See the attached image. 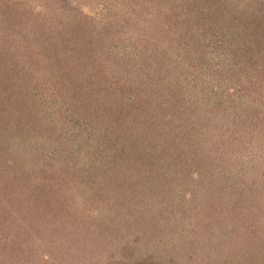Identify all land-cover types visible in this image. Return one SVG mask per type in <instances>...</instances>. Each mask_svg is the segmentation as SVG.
Masks as SVG:
<instances>
[{
    "label": "trees",
    "instance_id": "obj_1",
    "mask_svg": "<svg viewBox=\"0 0 264 264\" xmlns=\"http://www.w3.org/2000/svg\"><path fill=\"white\" fill-rule=\"evenodd\" d=\"M95 1L101 2V26L116 31L101 39V56L95 48L99 37L85 27L90 17H75L67 28L65 21L55 17L56 11L52 16L50 10L45 15L38 11L34 14L32 9L22 10L25 0L19 4L0 0V264H83L85 260L96 264L100 253H107L109 264H264L262 184L257 188L255 179L250 178L256 168L264 182V162L259 168L252 163V159L257 160L256 154L264 159V150L248 151L256 138L264 139V0ZM34 15L42 23L35 21ZM48 16L51 20L44 23ZM54 53L69 58L77 68L74 80L87 84L82 89L85 94H80L83 100L75 105L68 99L58 102L61 107L70 102L61 112L52 90L42 87L40 91L46 95L34 94L37 102L29 95L26 79L34 76H29L31 70L25 66L20 69L23 60L33 58H38L42 66L51 65ZM99 77L101 84L97 85ZM100 92L108 99H121L122 111L103 105L101 99L96 101L95 95ZM156 94L158 98L175 94L188 101L194 115L182 124L186 142L196 148V144L211 140L224 152L234 155L241 150L246 157L241 164L245 177L243 172L236 174L237 167L233 171L231 167L228 188H216L214 194L209 191L196 211L180 209L175 203L181 164L175 165L178 168L171 165L173 152L168 146L172 147V142L155 120L146 125V113L149 116L155 107L152 98ZM24 96L29 97L33 108L23 103ZM228 103L233 104L232 111ZM126 107L141 110L134 115L141 117L145 136L131 116L123 119ZM215 107L221 108L218 114L210 112ZM239 107L245 110L240 115ZM82 112L89 114L88 124L76 122L82 121ZM162 119V126L172 123L169 116ZM69 125L89 147L85 149L88 163L83 169L101 166L97 191L95 180L90 178L88 184L84 176L79 182L84 190L89 189L92 198L94 192L101 195L97 200L101 202V214L89 211L81 217L72 211L79 212L80 203L74 207L73 203L56 202L54 196L39 193L43 183L56 185L51 166L54 172L66 167L70 171L82 159L84 147L81 141L75 145L76 136L66 134ZM33 133L48 135V139H39L41 159L21 163ZM227 134L232 136L228 143ZM113 135L115 141L109 143ZM102 136L113 150L104 148ZM132 136L135 141L130 142ZM121 138L126 140L122 146L118 144ZM137 145L166 148L171 162H152L149 169H136L141 177L134 180L133 170L120 167L119 159ZM182 160L190 164L187 153ZM17 167L27 170L28 175H22ZM141 179L144 186L139 184ZM137 186L141 188L139 193ZM70 193L65 190L63 197L72 198L74 194ZM83 194L80 199H84ZM143 203L147 210L141 209ZM151 211L155 217L150 218ZM119 213L126 216L116 230L118 236L114 226ZM92 219L98 222L92 233L99 235L86 236L95 240L93 243L81 241L78 233L87 234L86 223ZM193 234L198 238L189 236ZM200 241H206L202 249L195 248ZM214 241L215 248L209 246ZM81 243L82 249L76 252ZM233 245L236 248L230 249Z\"/></svg>",
    "mask_w": 264,
    "mask_h": 264
},
{
    "label": "rangeland",
    "instance_id": "obj_2",
    "mask_svg": "<svg viewBox=\"0 0 264 264\" xmlns=\"http://www.w3.org/2000/svg\"><path fill=\"white\" fill-rule=\"evenodd\" d=\"M16 1L15 3L19 4V2H23L24 0H14ZM28 2V3H27ZM50 3V5H48L47 3ZM47 4V5H46ZM22 6V10L24 9V11H31L34 10L35 13L38 11L39 14L41 15H45L47 12H49V10L51 12H49V16H52V14H54V12L56 11L55 17L58 16V19L62 21H65L64 26L70 27V24L73 22V20H76L75 17L77 18V20H80L81 17H87L89 18V20L86 22L85 27L86 30L88 32H94L93 34H95V36L99 37V42L97 44H95V48H98L96 50V52H100V56H101V51H104V47L101 44V39H105L109 36H111L112 33L116 32L115 29L113 27H108L106 26V28L104 27V25L101 26V22L103 24L102 21V17H104V15L101 16V2L98 1L96 2L95 0H25V3L21 5ZM133 6H130V8H133ZM53 10V11H52ZM32 12V11H31ZM75 13V14H74ZM48 16V19L44 21V23L48 22L49 20H51V17ZM32 17V16H30ZM66 17L69 18V20L66 19ZM33 19L37 22L42 23V21H40V17L34 15ZM57 20V19H56ZM53 23V21H51ZM51 23V24H52ZM104 46H109L108 44L104 45ZM29 51V50H28ZM58 53V51H57ZM54 53V57L52 59V63L51 65L47 64L45 66H42L41 63H39V59L38 58H33L31 59H27V60H23V65L21 64L20 69H24L23 67L25 66L27 69L31 70L29 71V76H34V78H28L27 76V82L29 81V84H27V87L25 89H27V91L29 92V95L32 97L34 94H37V96H45L46 94L41 93L40 89L45 88L47 90H52L51 92L54 94L55 96V100H57L56 104H58V102H61L62 99H68L71 100L72 104L75 105L78 101L83 100L84 96H81L80 94L84 95L85 93H83V90L85 88V86L87 85L86 83H84V81L82 82L83 84H78V77L76 78V80H74V76L76 77L75 72L77 71V68L69 62V58H67L66 56H62L60 54ZM66 55V54H65ZM72 60V59H70ZM72 62V61H71ZM101 63V61H100ZM110 66H115L114 62H109ZM117 66V65H116ZM41 67V68H40ZM23 72V71H21ZM99 73H101V71H99ZM23 75V73H22ZM227 75V74H226ZM34 79V80H33ZM24 80V79H23ZM24 80V81H26ZM223 80H227V78H224ZM102 81L104 82V80L102 79ZM22 82V80H21ZM27 82H24L27 83ZM53 84V86L51 87L50 85ZM98 84H101V77L98 78ZM35 89H38L37 91ZM83 89V90H82ZM150 89V88H149ZM226 89V88H224ZM107 90V89H106ZM116 90V89H115ZM117 91V90H116ZM151 92V90H148ZM95 92V91H94ZM149 92V93H150ZM118 93V92H117ZM116 93V94H117ZM118 97H120L121 95L118 93L117 94ZM81 96V97H80ZM97 99L96 101L99 102V100L101 99V102L103 105H108L110 106H114L115 109L118 108V111H122V108H124V104L122 103L121 99H116V98H112V99H108L107 97L101 95V92L98 93L97 95H95ZM101 96V98H99ZM175 96V97H174ZM196 96V94H195ZM111 97H115L114 95ZM159 95L156 94V97L152 98L154 100V103H152L153 107L150 111L151 113H149L150 115L148 116V114L146 113V117L148 118V123L146 125H151L152 123L158 124L157 127H160V130L163 131L166 135H168L169 138V142H172V147H170V145L168 146L170 148V151L173 152V157H172V166H175L177 164H181L182 168H178V170L181 172L182 174H179L178 177V182L179 187L176 188V195L175 197H177L178 199H176L175 203L177 204V206H179L180 209H185V210H189V211H196L197 208H199L198 205H200L201 203L203 204V200L204 197L207 196V193H209V191L211 193H215L216 188H223V190L226 188H228V173L230 172V168L232 167V171H233V167H237V172L236 174L238 175L239 173H242L243 171V166H241L242 162L246 159L243 158V154L244 152H242L241 150L238 151L237 153H235L233 155V153L231 151H227L224 152L223 148H219V147H215L214 144L212 143L211 140H209L207 143H202L201 145L196 144V148H195V144H190L191 142H186V136L184 135V129H183V123L187 121V119H192L193 118V112L190 111V107L188 104L187 100H182L180 98H177V96L175 94L172 95V98H168V96L164 97V98H158ZM41 98V97H40ZM44 98V97H43ZM85 98L87 99L88 97L85 96ZM258 98V97H256ZM24 101L23 103H27V108L29 107V109L33 108V105L31 104L32 101H30L29 97L24 96L23 97ZM33 99L36 100L37 102V98ZM114 100V101H113ZM113 101V102H112ZM218 102V100H217ZM70 103V102H69ZM65 104L63 107H61L59 104V106L61 108L60 112L68 107V104ZM49 106H50V102H48ZM230 105L229 110L232 111V107L233 104L232 103H228ZM232 104V106H231ZM65 107V108H64ZM193 107V106H192ZM232 107V108H231ZM59 109H56L55 111L59 112ZM137 107H126L125 111H124V117L123 119H125L126 117L128 118L129 116L130 119L132 120V122L137 126V129L139 131H141V135L145 136V128H143L142 124L140 123V116L139 120L137 119L136 115L141 114V110L138 109ZM220 109H218L217 107H215V109L210 110V112H218ZM237 111H239V115L241 114V112H244V108L239 107V109H237ZM92 112V111H91ZM190 112V113H189ZM86 112H82V117H79L80 120L82 121H76L79 124H88V120L87 119V115L89 114H85ZM134 113H136V115H134ZM56 114V113H55ZM164 116H169L171 117L172 123L171 124H166L162 126V117ZM218 114V113H217ZM261 115V114H259ZM96 116V115H95ZM233 116V115H232ZM246 116V115H245ZM57 117H59V114L57 113ZM85 117V118H83ZM92 117V116H91ZM98 118V117H97ZM113 119H115V117H112ZM217 119L216 117H213V121ZM232 119V118H231ZM248 119V116H247ZM116 120V119H115ZM126 120V119H125ZM153 120H155V122H152ZM256 120H260L259 118H257ZM114 121V120H113ZM84 122V123H83ZM132 122H128V124L133 127V123ZM177 122V123H175ZM119 122H117L118 124ZM67 124H70L67 121ZM116 125V124H115ZM136 126H134L136 128ZM65 130H68V132L66 133L67 135H74L73 137H75L77 135V133H75L74 130L71 129L70 125L69 128H66ZM102 130V128H101ZM34 137L31 141L30 144H34L35 146H31L30 144H28V149L25 151V153L21 156L20 160L21 163H25V162H31L34 159L40 160L41 156H40V151H41V145H39V139H48V135L47 134H40L41 137L37 134V133H33ZM220 134V133H219ZM203 135H205V132H203ZM216 137V136H215ZM225 137V136H224ZM232 136L228 135L226 136V142L228 143V140L231 139ZM67 138L68 136L65 137V144L67 142ZM116 136L113 135L110 139L112 143L115 141ZM134 136H132L130 138V142L135 141ZM220 138V137H219ZM149 143H152V141L150 139H146ZM81 138L76 136V144L81 143ZM126 140H123V138H121L118 142L119 145H123V143H125ZM167 141V138L165 140V142ZM215 141V139H214ZM213 141V142H214ZM231 141V140H230ZM168 143V142H167ZM101 144H103L104 148H107V150H113V148L109 145L106 144L105 139L103 138V136L101 137ZM158 145L162 144V142H158ZM81 146H83V150L81 152V156L82 159L80 161H76L75 163L80 162L78 165L75 166V168H72L70 171L67 169H63V170H59L57 172L52 171L53 166H51V173L52 176L51 178L56 180V185H52L49 183H43L42 185H39V193L41 195H48V196H54L55 201L56 202H61L63 204H66L67 202H69V204H74V207L77 206V203L81 204L82 207L80 208L79 212H76L75 210H72L73 213L75 212L76 214H79L81 217L87 216V213L89 215V211H91L92 213H97V214H101V202H98L97 200L100 201L101 195L95 193V196L92 195L89 191V189L87 188L86 190H84L83 187H81L79 185V182L84 178V176L87 178L86 180H89L90 178L95 180L94 184V190L97 191V189L99 188L98 185V179L101 178V166L96 167V166H92L91 168H87V169H83L84 165L88 163L87 158L85 159V154L86 150L88 149V145H86L85 143L82 142ZM151 147H154L152 145H150ZM203 146H205V148H203ZM250 149L248 150L251 153L254 152H259L264 150V139H258L256 138L255 143L253 142L252 144H250ZM40 147V148H39ZM43 147V146H42ZM189 147V148H188ZM115 150V149H114ZM70 153H73L74 150H70ZM180 153L183 155V157L180 155ZM186 153L189 155L190 158V164H186L184 160H182V158H184V156H186ZM38 154V156H37ZM37 156V158H36ZM23 157V158H22ZM181 157V160H180ZM124 158L122 160L119 159V164L120 167L121 165L124 166L126 169L128 170H133L132 173V177L134 180H139V178L141 177V175L136 174L134 171L136 169H143V168H147V166L152 163V162H158V163H164V164H169L171 161L169 160V151L166 148L163 147H155V149H151L148 148L145 145H140V146H135L133 147V151L130 152L128 155H126V157H121ZM256 161L254 162V160L252 159V163H255V166L257 168H259L261 166V164L264 162V159L261 157V155H257L256 154ZM56 160H65L63 158H57ZM86 160V161H85ZM49 162V161H48ZM182 164L184 166H182ZM52 165V163H51ZM50 166V165H49ZM149 169V168H147ZM17 170L19 171H23V174L28 175L27 170H23L22 168L17 167ZM43 170V169H42ZM41 170V171H42ZM39 171V169H38ZM252 174L250 175V178L255 179L256 181V187L258 188L261 184V191L263 192L262 195V200L264 202V182L262 180H260V175L258 173V169H253L251 170ZM36 173V172H35ZM33 174V173H31ZM244 177H245V173L243 172ZM243 174L241 175V177L243 176ZM30 175V174H29ZM35 174H33L32 176H34ZM31 177V176H30ZM246 182V181H243ZM90 184V180L89 183ZM139 184L141 185H145L144 182L142 181V179L139 181ZM230 184V183H229ZM97 186V188H96ZM63 187V188H61ZM65 190L71 192L70 195H73V197L75 198H64L63 196L65 193ZM136 193H139V191H141V188L137 186V188H135ZM85 191V193H84ZM89 191V192H88ZM149 192V190H148ZM73 193V194H72ZM84 193V194H83ZM83 194L84 199H80L81 196ZM95 197L97 198L95 200ZM74 200V201H73ZM78 201V202H77ZM178 201V203H177ZM76 204V205H75ZM100 204V205H99ZM175 204V205H176ZM145 203H143V208L141 209H145L147 210L146 206L144 208ZM152 205V204H150ZM110 207H113L112 205H110ZM135 208H133L134 210ZM150 210V209H149ZM151 210H153V207L151 208ZM150 212V211H149ZM149 212L147 213V215L149 214ZM104 213V212H103ZM135 214V211L133 212L132 215ZM124 215L126 216V214L123 213H119L117 216L118 221L115 219V226H114V230L116 231L117 228L119 229L120 226L123 224V220H124ZM150 218L152 216H156L155 212L150 213ZM261 218L264 219V213L263 211H261ZM75 221H78V219H76ZM97 219H92V220H87L86 226L89 228V231L87 234L83 235L82 233H78V237L85 240V241H95L92 240L90 238H95L98 237V233L93 234L92 232H94L97 228ZM61 226V225H60ZM58 227V228H62ZM56 229V228H55ZM67 229V228H65ZM104 230V228L101 229V235H102V231ZM127 230H128V226H127ZM196 231L198 230H193V232L196 233ZM117 235L119 236L118 231ZM90 235L91 237L89 239H86V236ZM193 238H198L196 237V235H189ZM202 237L199 236V238ZM102 239H99L98 241H101ZM209 240L208 238H206V241ZM264 240V238H263ZM192 241V240H191ZM206 241H200V243L198 245H195L194 247L197 249H202L201 246L202 244L204 245V243ZM216 244V241L212 242L209 244V246L214 247ZM83 245V243L79 244L78 247L76 248V252L80 251L82 248L81 246ZM236 245V244H235ZM235 245L231 246L230 249H234L236 248ZM238 246V245H236ZM215 248V247H214ZM211 248V249H214ZM243 246L241 245V250H242ZM116 249H120L119 247H117ZM107 252V251H105ZM178 255V254H177ZM99 259L97 260L96 264H109V260L107 262L106 256L107 253H100L99 255ZM105 256V257H104ZM172 257H176V254H173ZM180 256L176 257L179 258ZM180 260V258L178 259ZM130 261V260H129ZM134 262V261H131ZM42 263V262H41ZM83 264H92L89 260H85L83 262ZM114 264H118V262H114Z\"/></svg>",
    "mask_w": 264,
    "mask_h": 264
}]
</instances>
